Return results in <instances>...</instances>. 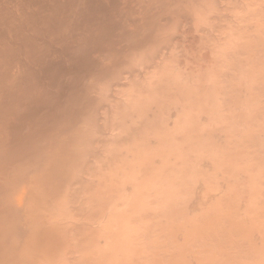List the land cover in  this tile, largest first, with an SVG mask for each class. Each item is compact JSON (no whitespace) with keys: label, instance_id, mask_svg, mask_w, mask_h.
Here are the masks:
<instances>
[{"label":"bare ground","instance_id":"6f19581e","mask_svg":"<svg viewBox=\"0 0 264 264\" xmlns=\"http://www.w3.org/2000/svg\"><path fill=\"white\" fill-rule=\"evenodd\" d=\"M263 24L264 0H0V264L64 251L101 179L144 170L152 145L161 156L178 137L179 100L197 99L214 66L224 82L230 62H253Z\"/></svg>","mask_w":264,"mask_h":264},{"label":"rangeland","instance_id":"374dc122","mask_svg":"<svg viewBox=\"0 0 264 264\" xmlns=\"http://www.w3.org/2000/svg\"><path fill=\"white\" fill-rule=\"evenodd\" d=\"M262 30L264 31V27ZM263 31L261 42L264 38ZM260 45L258 49L260 48L261 51L264 43ZM259 50H257L258 55L255 53L253 62L252 59L248 61V58L244 59L245 61L240 60V64L236 60H233L234 64L230 62L227 74L231 75H226V82H222L220 70L218 66H214L212 68V70L215 68L214 73L218 70L215 76L213 71L209 70L206 73L207 83L203 81L204 85L202 83L201 86L199 85L201 89L204 88L203 95L201 94L197 99L191 96V101L179 100L178 119L184 120H178V137L166 136L168 138L164 139L163 144L167 146L164 145L166 150L161 156H157L154 151L156 145L150 146L148 164L144 170L132 169L129 170L130 173L119 171L113 177L101 179L99 187L105 189L97 187L96 201L90 203L97 206L93 204L95 207L92 205L90 207L89 204L88 206L85 204L83 206L88 207L87 211L86 207L82 206L81 209L85 210L86 215L84 212L81 213V209L78 211V216L75 214L77 220L85 223L83 226L81 222V225L76 223L74 215L67 218V221L74 219V225L72 221L70 223L73 228L65 221L66 229L68 227L69 231L74 230L68 233L65 229V240L72 242L69 243L67 240L65 244H68V247L65 245L66 249L56 253L46 264H50L53 260L54 263L51 264H58L57 262L59 264H264V49L263 52ZM231 63L239 69L243 63L238 74L235 73L237 67L231 66ZM240 73H243L241 77H239ZM236 76L239 80H234ZM205 90L207 93L204 92ZM221 90L224 95L220 94ZM199 98L201 99L198 100ZM184 100H187L186 103ZM206 101L210 104L203 105ZM191 109L193 112H190ZM194 112L198 115L201 112L204 114L198 116ZM193 115H196L195 121L194 118L192 119ZM186 116L189 117V121ZM168 143L169 147L172 143L178 145H173L170 149ZM161 160L163 161L159 162ZM150 162L152 165L149 164ZM116 179L118 182L119 179L126 182V185L122 181L116 183ZM106 184H109V187ZM113 187L116 189L112 190ZM122 190L130 193H124ZM108 191L111 195H109L110 199L107 197ZM119 192L123 194L117 196ZM89 210L96 214L92 215ZM101 214L104 215L103 218ZM81 216L88 218L83 220ZM91 219L93 221L96 219L98 223L96 221L92 223ZM87 220L90 223L85 222ZM87 223L88 225L92 223V228H89ZM70 234H73L72 237ZM77 234H80L78 236L80 240ZM73 239H76L75 242ZM71 243L74 244V246L72 244L74 251ZM58 255L60 259H57Z\"/></svg>","mask_w":264,"mask_h":264}]
</instances>
